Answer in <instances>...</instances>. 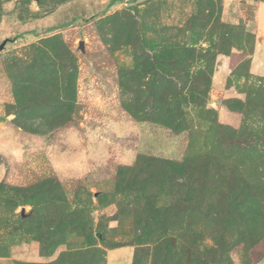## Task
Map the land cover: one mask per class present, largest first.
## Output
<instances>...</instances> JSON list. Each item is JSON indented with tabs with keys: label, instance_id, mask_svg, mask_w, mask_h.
I'll return each mask as SVG.
<instances>
[{
	"label": "rangeland",
	"instance_id": "obj_1",
	"mask_svg": "<svg viewBox=\"0 0 264 264\" xmlns=\"http://www.w3.org/2000/svg\"><path fill=\"white\" fill-rule=\"evenodd\" d=\"M0 264H264V2L0 0Z\"/></svg>",
	"mask_w": 264,
	"mask_h": 264
},
{
	"label": "water",
	"instance_id": "obj_2",
	"mask_svg": "<svg viewBox=\"0 0 264 264\" xmlns=\"http://www.w3.org/2000/svg\"><path fill=\"white\" fill-rule=\"evenodd\" d=\"M254 1H259V2H264V0H254ZM82 43L80 44V47L82 48Z\"/></svg>",
	"mask_w": 264,
	"mask_h": 264
}]
</instances>
